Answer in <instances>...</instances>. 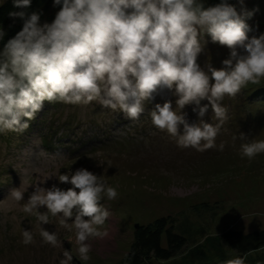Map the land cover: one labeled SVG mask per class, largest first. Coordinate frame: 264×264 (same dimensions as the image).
I'll return each instance as SVG.
<instances>
[{
    "label": "clouds",
    "instance_id": "clouds-1",
    "mask_svg": "<svg viewBox=\"0 0 264 264\" xmlns=\"http://www.w3.org/2000/svg\"><path fill=\"white\" fill-rule=\"evenodd\" d=\"M237 3L239 13L228 0L209 7L201 0H53V6L61 8L51 23L42 25L35 12H10V17L23 20V26L0 50V134L24 133L29 121L51 111L44 106L46 101L82 106L95 102L138 120L145 103L166 88L176 97V107L170 100L156 103L148 111L152 125L178 147L223 151L224 143H215L228 118L221 101L264 78V34L249 38L245 20L253 13L244 9V0ZM30 5L31 0H13L15 8ZM205 34L229 49L220 68L197 63ZM4 35L0 29V40ZM186 105H194L198 121L188 122L182 112ZM209 109L214 123L203 119ZM39 133L36 129L40 139ZM238 139L241 159L251 161L264 153V140H248L243 133ZM52 177L72 187L40 186ZM31 186L34 190L25 202L21 203L29 187L14 188L9 197L22 213L35 217L42 243L61 249L58 264H73L72 250L63 248L59 228L74 233L76 257L89 260V241L102 235L98 229L110 216L101 200L116 199V188L103 174L83 167L64 174L57 169ZM50 216L59 225L51 233L42 227L51 223ZM20 234L21 243H33L32 228H21ZM245 260L236 256L223 264H245Z\"/></svg>",
    "mask_w": 264,
    "mask_h": 264
},
{
    "label": "rangeland",
    "instance_id": "rangeland-1",
    "mask_svg": "<svg viewBox=\"0 0 264 264\" xmlns=\"http://www.w3.org/2000/svg\"><path fill=\"white\" fill-rule=\"evenodd\" d=\"M234 6L239 13L241 6L237 2ZM243 7L253 13L245 20L251 29L249 38L264 34V0H244ZM202 44L197 63L202 68L208 63L220 68L229 49L211 42L207 34ZM168 100L175 108L172 91L158 89L154 99L145 103V113L134 121L95 102L88 106L56 103L47 116L29 121L24 133L0 134V264H58L57 257L63 258L61 249L42 243L35 217L22 213L9 197L12 189L29 187L21 201L25 202L34 190L31 185L57 169L64 174L83 167L103 174L118 193L114 200H101L110 216L98 229L102 235L90 239L87 261L76 257L74 233L59 228L57 218L50 216L51 223L42 225L50 233L59 228L63 248L72 250L73 264H126L136 226H147L159 218H165L167 227L173 226L178 234L186 225L190 238L198 244L205 236L229 230L242 234L264 230V153L251 161L241 159L238 139L243 133L248 140H264V78L221 101L228 118L215 143H224L223 151L178 147L166 132L155 128L148 111ZM193 107L186 105L182 110L189 123L198 121ZM211 116L209 109L203 119L214 123ZM36 129H40V139ZM52 184L65 190L72 187L60 184L55 177L40 186ZM21 228L33 229V243H21ZM165 243L163 235L162 247ZM227 253L224 259L236 257ZM248 256L264 258V249ZM224 259L211 264H221Z\"/></svg>",
    "mask_w": 264,
    "mask_h": 264
},
{
    "label": "trees",
    "instance_id": "trees-1",
    "mask_svg": "<svg viewBox=\"0 0 264 264\" xmlns=\"http://www.w3.org/2000/svg\"><path fill=\"white\" fill-rule=\"evenodd\" d=\"M201 2L205 7H209L215 6L220 0H201ZM228 2L235 5L237 0H228ZM60 8L61 5L53 6V0H31V5L25 9L15 8L13 0H0V29L5 33L3 40H0V50L23 26V20L10 17V12L21 10L28 14L35 12L40 15L39 23L42 25L51 23ZM44 106L50 109L56 106V103L51 104L46 101ZM166 227L165 218L155 219L147 226H139L134 232L133 243L125 256L126 264H152V261L162 264L165 262L169 264H211L212 260H222L228 257L226 256L227 251L236 256L246 257L245 264H264V258L261 256L254 257L255 259L248 256L264 249V230L248 234L229 230L221 235L205 236L198 244L195 242L196 239L190 238L192 236L186 225L180 228L182 231L179 234L174 232L173 226ZM163 235L166 241L165 247H162Z\"/></svg>",
    "mask_w": 264,
    "mask_h": 264
},
{
    "label": "water",
    "instance_id": "water-1",
    "mask_svg": "<svg viewBox=\"0 0 264 264\" xmlns=\"http://www.w3.org/2000/svg\"><path fill=\"white\" fill-rule=\"evenodd\" d=\"M136 228H137V226H136Z\"/></svg>",
    "mask_w": 264,
    "mask_h": 264
}]
</instances>
